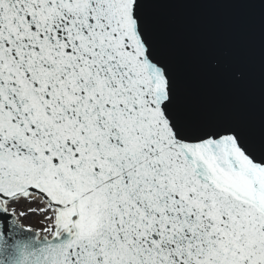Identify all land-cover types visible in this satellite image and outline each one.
Masks as SVG:
<instances>
[{
  "label": "snow or ice",
  "instance_id": "6c2138e0",
  "mask_svg": "<svg viewBox=\"0 0 264 264\" xmlns=\"http://www.w3.org/2000/svg\"><path fill=\"white\" fill-rule=\"evenodd\" d=\"M159 2L0 0V264H264V147L182 113Z\"/></svg>",
  "mask_w": 264,
  "mask_h": 264
},
{
  "label": "water",
  "instance_id": "95a60500",
  "mask_svg": "<svg viewBox=\"0 0 264 264\" xmlns=\"http://www.w3.org/2000/svg\"><path fill=\"white\" fill-rule=\"evenodd\" d=\"M146 15L185 117L233 122L264 147V3L161 0Z\"/></svg>",
  "mask_w": 264,
  "mask_h": 264
}]
</instances>
